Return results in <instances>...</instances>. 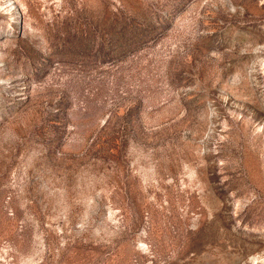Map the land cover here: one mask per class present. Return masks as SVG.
I'll return each mask as SVG.
<instances>
[{
    "label": "rangeland",
    "instance_id": "1",
    "mask_svg": "<svg viewBox=\"0 0 264 264\" xmlns=\"http://www.w3.org/2000/svg\"><path fill=\"white\" fill-rule=\"evenodd\" d=\"M0 264H264V0H0Z\"/></svg>",
    "mask_w": 264,
    "mask_h": 264
}]
</instances>
